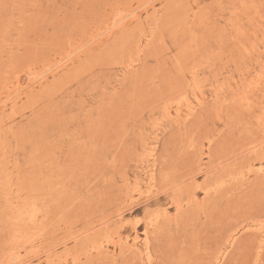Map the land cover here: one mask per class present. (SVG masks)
Wrapping results in <instances>:
<instances>
[{"label": "rangeland", "instance_id": "374dc122", "mask_svg": "<svg viewBox=\"0 0 264 264\" xmlns=\"http://www.w3.org/2000/svg\"><path fill=\"white\" fill-rule=\"evenodd\" d=\"M0 264H264V0H0Z\"/></svg>", "mask_w": 264, "mask_h": 264}]
</instances>
